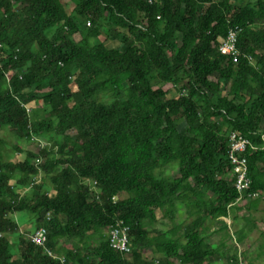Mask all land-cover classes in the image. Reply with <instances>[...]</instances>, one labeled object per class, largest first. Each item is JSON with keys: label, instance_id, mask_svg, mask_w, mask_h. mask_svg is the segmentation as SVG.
<instances>
[{"label": "trees", "instance_id": "obj_1", "mask_svg": "<svg viewBox=\"0 0 264 264\" xmlns=\"http://www.w3.org/2000/svg\"><path fill=\"white\" fill-rule=\"evenodd\" d=\"M233 30L237 63L220 50ZM0 45V128L17 143L6 161L0 138V264H60L54 249L66 264H241L252 234L264 242V0H0ZM234 133L259 198L232 208ZM122 223L131 254L105 235Z\"/></svg>", "mask_w": 264, "mask_h": 264}, {"label": "built area", "instance_id": "obj_2", "mask_svg": "<svg viewBox=\"0 0 264 264\" xmlns=\"http://www.w3.org/2000/svg\"><path fill=\"white\" fill-rule=\"evenodd\" d=\"M161 20V18L159 19ZM240 35L239 30H233L229 33L228 38L226 40H220L221 46V54L226 57L235 58V63L240 59V53L238 51V37ZM230 143H232L231 150V160L234 167V172L237 178L236 181V189L240 193V199L238 203H240L244 198L243 195H246L248 200L257 199L259 195L250 194L251 181L248 179V165L246 160V153L248 152V148L252 143L246 137L241 134L234 133L230 137ZM47 233L42 232L34 238V242L38 246H44L47 242ZM112 248L120 251L121 253H130L131 246L130 240L128 237V229L122 228L119 225L118 228H115L110 235Z\"/></svg>", "mask_w": 264, "mask_h": 264}, {"label": "rangeland", "instance_id": "obj_3", "mask_svg": "<svg viewBox=\"0 0 264 264\" xmlns=\"http://www.w3.org/2000/svg\"><path fill=\"white\" fill-rule=\"evenodd\" d=\"M21 5H22L21 3L18 4V9H21ZM104 41H105V39H101V43ZM118 45H119L118 42H114L113 44H111V47L115 48ZM44 118H49V117L44 115ZM46 120L49 121V119H46ZM0 138L2 140H4L5 146L7 143V147L3 151L4 159L6 161L7 160L8 161L17 160V157H15L16 152L14 149V147L17 145V143H16V140L13 138L12 132L9 130V128H3V129L0 128ZM40 145L41 146L44 145L47 147L48 145H50V143H49L48 139L42 138L41 140H37L36 142L34 141L33 143H29V145H28V143L23 142L22 148L31 149L37 155H39L38 149H40ZM22 160H25V157H23ZM261 211H264V204L261 207ZM184 213H186V212H184ZM262 214H264V213H262ZM262 214H260L259 220L262 219L261 218L263 216ZM180 216H181V214L179 215L178 219L180 218V220H181ZM185 216L188 217L187 214ZM238 216H244V214H240ZM30 218H32V216L30 214H22V215H19L17 217V220L19 222H21L20 225H22L23 223L27 222ZM223 221H224V223H226L229 226L230 229H232L233 234H235V231L233 230V222L230 220H225V219ZM28 225H29V223L25 224L23 231H25V229L27 228ZM220 226L221 225H218V227H220ZM173 227L174 226H173V223L171 222V220H162V219L155 226L157 231H160L161 233L169 232L173 229ZM153 232H156V230H153ZM157 233H159V232H157ZM25 237H27V236H25ZM223 237H224V235H217V234L214 235L211 238L213 245L218 247L220 245V242L222 243ZM27 238L30 239L29 237H27ZM250 241H252V244L250 245L251 246L250 249L246 248L247 244L244 247L241 246L239 248V253L242 254V259H243V263H241V264H264V244H262L264 242H262L260 239V236L256 235V234L252 237V239ZM248 244H249V242H248ZM232 248H233V246L230 245V249H232ZM260 252L263 254L261 257L258 255V254H260ZM146 253L151 254L150 255L151 257L154 256L151 251H147ZM231 255H232V253H231ZM231 255H229L225 260H223V262L225 264L227 263L226 260H228ZM224 263H222V264H224ZM178 264H182V263L179 262Z\"/></svg>", "mask_w": 264, "mask_h": 264}, {"label": "clouds", "instance_id": "obj_4", "mask_svg": "<svg viewBox=\"0 0 264 264\" xmlns=\"http://www.w3.org/2000/svg\"><path fill=\"white\" fill-rule=\"evenodd\" d=\"M2 46L0 45V50H2ZM16 55V54H15ZM15 60H17V57H15ZM14 75H12V74H9L8 76H7V82H11V79H12V77H13ZM24 106V105H23ZM27 111H29V112H31V110L30 109H27ZM247 138V137H246ZM249 140V139H248ZM251 142V141H250ZM252 143V142H251ZM247 154V153H246ZM42 164H43V161H40L39 163H38V165H37V167L39 168L40 166H42ZM231 164H232V162H231ZM232 166H233V164H232ZM233 168V170H234V167H232ZM87 184H91V186H92V188H93V190H92V193H94V194H97L96 193V191H97V183H94V184H92L91 182H89V183H87ZM237 190V189H236ZM239 193V192H238ZM239 196H240V193H239ZM241 197V196H240ZM240 197H239V199H240ZM243 200L240 202V203H238V201H237V204L236 205H232L231 207L233 208V207H242L243 206V204H244V202H248L249 200L247 199V198H245V196L243 195ZM238 199V200H239ZM256 200V199H255ZM19 215H17L16 217H18ZM51 216V215H50ZM19 222V221H18ZM20 224H21V222H19ZM26 223H29V225L27 226V228L25 229V231H23V228H24V226H25V224ZM119 225H121V227L122 228H127L128 229V237H129V240H130V246H131V252H132V249H133V244H132V241H131V236H130V233H131V230H130V228L129 227H127V225L125 224V223H122V224H119ZM119 225H116V226H112V227H110V228H107L106 230H105V235L107 236V240H108V243H109V245H110V247L112 248V245H111V238H110V235H111V232L115 229V228H118L119 227ZM20 231H21V234H24V237L25 236H27V237H29L30 238V241H31V243L34 245V246H36L37 248H41V249H47L48 248V245H49V240H50V231L46 228V227H41V226H39L38 225V223L36 222V220L35 219H33V217L32 218H30L27 222H25V223H23L22 225H21V229H20ZM42 232H46L47 233V242H46V244L44 245V246H38L35 242H34V238L37 236V235H39L40 233H42ZM27 237H25V238H27ZM63 247L65 248V247H67V248H73V245H74V242H68V241H64L63 242ZM112 249H114V248H112ZM114 250H116V249H114ZM116 251H118V250H116ZM119 253H121L120 251H118ZM131 252L130 253H121V254H131ZM46 253H47V255L50 257V258H52L54 261H56V262H58V263H60V264H66V257L67 256H64V255H60L58 252H56V250L54 249V251H52V250H46Z\"/></svg>", "mask_w": 264, "mask_h": 264}, {"label": "crops", "instance_id": "obj_5", "mask_svg": "<svg viewBox=\"0 0 264 264\" xmlns=\"http://www.w3.org/2000/svg\"><path fill=\"white\" fill-rule=\"evenodd\" d=\"M242 213H244V212H242ZM244 214H246V217L248 218L250 215H249V213H244ZM255 217L257 218V219H259L260 218V214H256L255 215ZM228 220V219H226V218H222V219H220V221H223V220ZM230 220V219H229ZM231 221V220H230ZM224 222V221H223ZM226 224V223H225ZM227 225V224H226ZM220 229V227H217V226H214V227H212V230H211V232H214V231H218ZM214 235H216V234H214ZM255 234H252V237L254 236ZM256 235H258V234H256ZM260 236V235H259ZM248 244V243H247ZM252 243L251 242H249V245H251ZM247 248V247H246Z\"/></svg>", "mask_w": 264, "mask_h": 264}, {"label": "bare ground", "instance_id": "obj_6", "mask_svg": "<svg viewBox=\"0 0 264 264\" xmlns=\"http://www.w3.org/2000/svg\"><path fill=\"white\" fill-rule=\"evenodd\" d=\"M194 17V16H193ZM200 23V22H199ZM179 24V23H178ZM221 37V36H220ZM22 104V103H21ZM118 150V149H117ZM13 179V178H12ZM172 179V178H171ZM197 206V205H196ZM248 224V223H247ZM246 259V258H245Z\"/></svg>", "mask_w": 264, "mask_h": 264}]
</instances>
